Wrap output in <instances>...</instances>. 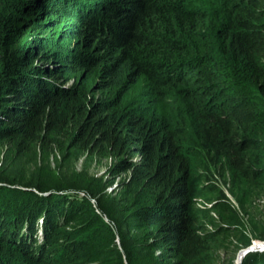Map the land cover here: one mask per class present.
Returning <instances> with one entry per match:
<instances>
[{
    "label": "trees",
    "instance_id": "16d2710c",
    "mask_svg": "<svg viewBox=\"0 0 264 264\" xmlns=\"http://www.w3.org/2000/svg\"><path fill=\"white\" fill-rule=\"evenodd\" d=\"M0 158V264H233L264 239V0H0Z\"/></svg>",
    "mask_w": 264,
    "mask_h": 264
},
{
    "label": "rangeland",
    "instance_id": "374dc122",
    "mask_svg": "<svg viewBox=\"0 0 264 264\" xmlns=\"http://www.w3.org/2000/svg\"><path fill=\"white\" fill-rule=\"evenodd\" d=\"M189 3L194 7L196 5H200V8H209L210 0H189ZM0 161H1V158H0ZM83 165H84L83 160H80L75 164L71 163L70 165H68L67 169H71V166H72L73 168H75L78 171V170L82 169ZM86 167L90 173L91 172L93 174H102L103 173V168H102L103 166H99L97 168L94 164H88V165H86ZM52 170H54V172H58V170L55 166L52 167ZM111 189L112 188H110L109 190H111ZM253 209H254L253 211L255 212V214L257 216L258 222L263 223L264 222V198L257 200ZM249 230H250L249 228H248V230L246 229V232H248ZM257 241H264V239L263 240H257ZM262 252H264L263 249H258V251H255V253H262ZM237 254H238V252H220L218 259L220 262H228V260H232L233 264H234L236 257H237Z\"/></svg>",
    "mask_w": 264,
    "mask_h": 264
},
{
    "label": "water",
    "instance_id": "95a60500",
    "mask_svg": "<svg viewBox=\"0 0 264 264\" xmlns=\"http://www.w3.org/2000/svg\"><path fill=\"white\" fill-rule=\"evenodd\" d=\"M258 249L264 250V241H252L251 245H249L246 248L240 249L238 251L236 260L234 264H241L242 259L248 254V253H255V251H258Z\"/></svg>",
    "mask_w": 264,
    "mask_h": 264
}]
</instances>
